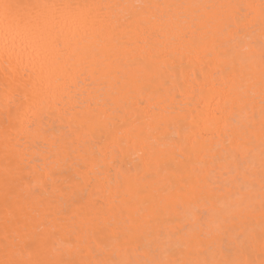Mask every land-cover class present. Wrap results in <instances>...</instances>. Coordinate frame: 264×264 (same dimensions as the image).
I'll list each match as a JSON object with an SVG mask.
<instances>
[{"label":"snow or ice","instance_id":"snow-or-ice-1","mask_svg":"<svg viewBox=\"0 0 264 264\" xmlns=\"http://www.w3.org/2000/svg\"><path fill=\"white\" fill-rule=\"evenodd\" d=\"M0 264H264V0H0Z\"/></svg>","mask_w":264,"mask_h":264},{"label":"bare ground","instance_id":"bare-ground-1","mask_svg":"<svg viewBox=\"0 0 264 264\" xmlns=\"http://www.w3.org/2000/svg\"><path fill=\"white\" fill-rule=\"evenodd\" d=\"M252 2L259 3V0H252ZM3 104V95L0 94V107H2Z\"/></svg>","mask_w":264,"mask_h":264}]
</instances>
